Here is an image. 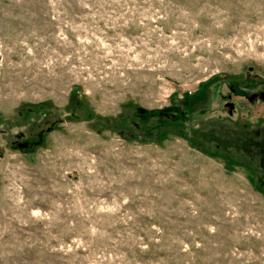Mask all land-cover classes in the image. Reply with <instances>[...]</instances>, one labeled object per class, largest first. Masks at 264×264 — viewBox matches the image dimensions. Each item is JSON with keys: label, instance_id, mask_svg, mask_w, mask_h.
<instances>
[{"label": "rangeland", "instance_id": "374dc122", "mask_svg": "<svg viewBox=\"0 0 264 264\" xmlns=\"http://www.w3.org/2000/svg\"><path fill=\"white\" fill-rule=\"evenodd\" d=\"M261 92L264 0H0V264H264Z\"/></svg>", "mask_w": 264, "mask_h": 264}, {"label": "trees", "instance_id": "16d2710c", "mask_svg": "<svg viewBox=\"0 0 264 264\" xmlns=\"http://www.w3.org/2000/svg\"><path fill=\"white\" fill-rule=\"evenodd\" d=\"M171 112V110L164 112H148L144 109H137L133 112L132 116H129V118L137 129H140L143 124L148 123L151 120L155 121L156 127L159 131L165 127H173L177 125L183 126L187 121L185 115L182 114L179 109ZM29 113H33V110L29 109Z\"/></svg>", "mask_w": 264, "mask_h": 264}, {"label": "flooded vegetation", "instance_id": "af4514ba", "mask_svg": "<svg viewBox=\"0 0 264 264\" xmlns=\"http://www.w3.org/2000/svg\"><path fill=\"white\" fill-rule=\"evenodd\" d=\"M230 92L231 93H235L236 91L234 90V88H230ZM257 99H263L264 100V92H261L259 94H254L251 98H250V101H254V100H257ZM227 105L231 106L232 104L228 103ZM233 107V106H232Z\"/></svg>", "mask_w": 264, "mask_h": 264}]
</instances>
